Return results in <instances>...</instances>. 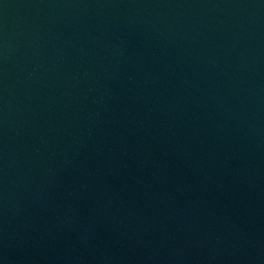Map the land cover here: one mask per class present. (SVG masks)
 Here are the masks:
<instances>
[{"label": "water", "instance_id": "1", "mask_svg": "<svg viewBox=\"0 0 264 264\" xmlns=\"http://www.w3.org/2000/svg\"><path fill=\"white\" fill-rule=\"evenodd\" d=\"M0 264H264V0H0Z\"/></svg>", "mask_w": 264, "mask_h": 264}]
</instances>
